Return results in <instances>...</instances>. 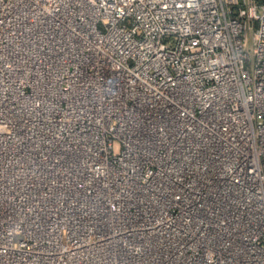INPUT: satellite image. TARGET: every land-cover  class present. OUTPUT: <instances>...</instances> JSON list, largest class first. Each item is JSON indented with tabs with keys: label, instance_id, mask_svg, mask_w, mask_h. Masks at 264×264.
I'll return each mask as SVG.
<instances>
[{
	"label": "built area",
	"instance_id": "built-area-1",
	"mask_svg": "<svg viewBox=\"0 0 264 264\" xmlns=\"http://www.w3.org/2000/svg\"><path fill=\"white\" fill-rule=\"evenodd\" d=\"M82 258L264 264V0H0V264Z\"/></svg>",
	"mask_w": 264,
	"mask_h": 264
},
{
	"label": "rangeland",
	"instance_id": "rangeland-1",
	"mask_svg": "<svg viewBox=\"0 0 264 264\" xmlns=\"http://www.w3.org/2000/svg\"><path fill=\"white\" fill-rule=\"evenodd\" d=\"M114 150H115V151H117V148L115 147V148H114ZM48 242H51V241L49 240ZM64 242H65V243H67V242H68V241L66 240V238H65V237H64ZM65 245H66V244H65ZM67 246H70V243H67ZM48 247H49V244H48ZM52 249H53V247L51 246V247H50V250H49V252H51V251H52ZM85 263H86V262H84V259L82 258V260H81V263H80V264H85Z\"/></svg>",
	"mask_w": 264,
	"mask_h": 264
}]
</instances>
